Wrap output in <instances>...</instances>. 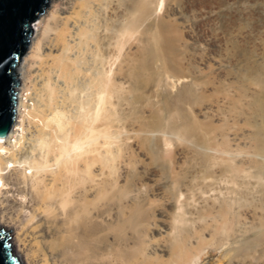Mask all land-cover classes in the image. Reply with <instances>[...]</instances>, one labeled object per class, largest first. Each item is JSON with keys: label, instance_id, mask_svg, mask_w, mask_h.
Wrapping results in <instances>:
<instances>
[{"label": "bare ground", "instance_id": "1", "mask_svg": "<svg viewBox=\"0 0 264 264\" xmlns=\"http://www.w3.org/2000/svg\"><path fill=\"white\" fill-rule=\"evenodd\" d=\"M178 1L50 0L35 19L19 64L13 119L0 137V229L24 264H149L143 243L130 244L123 226L113 224L104 200L108 184L92 172L96 161L114 156L119 104L130 114L126 139H140L159 153L179 142L204 163L235 155L213 143V127L195 123L197 104L226 107L253 121L255 116L252 135L259 151L253 156L264 174V57L253 60L242 75L244 85L230 92L216 87L206 94L208 81L175 75L183 68V44L164 12ZM251 1L239 2L264 6V0ZM82 50L99 61L90 79L93 110L82 113L79 123ZM30 77L39 80L32 90ZM228 167L235 175L239 171L232 163ZM82 185L94 195L88 198Z\"/></svg>", "mask_w": 264, "mask_h": 264}, {"label": "rangeland", "instance_id": "2", "mask_svg": "<svg viewBox=\"0 0 264 264\" xmlns=\"http://www.w3.org/2000/svg\"><path fill=\"white\" fill-rule=\"evenodd\" d=\"M239 1L179 0L164 12L166 25L183 44V68L175 75L208 81L206 94L216 87L229 92L242 87V75L250 72L253 60L264 57V6ZM97 17L100 20L99 13ZM35 22H30L31 30ZM98 61L93 52L79 54L84 67L79 70V123L82 113L93 110L90 79ZM28 81V90L38 87L39 80ZM116 110L113 129L121 132L113 144L114 156L96 161L92 172L97 181L108 184L107 213L114 216L113 224L123 226L127 242L141 241L149 264H264V174L258 173L253 156L259 151L252 135L256 117L254 121L238 117L206 101L197 104L195 123L213 127L217 134L213 143L235 155L204 163L179 142L159 153L140 139H126L123 126L130 124L129 110L123 104ZM25 123L33 130L32 123ZM230 163L239 169L236 175L229 170ZM82 174L79 180L87 186L89 179ZM83 185L79 190L92 197L95 191L90 187L86 191ZM17 258L24 264L22 257Z\"/></svg>", "mask_w": 264, "mask_h": 264}, {"label": "water", "instance_id": "3", "mask_svg": "<svg viewBox=\"0 0 264 264\" xmlns=\"http://www.w3.org/2000/svg\"><path fill=\"white\" fill-rule=\"evenodd\" d=\"M50 0H0V137L14 115L19 64L37 19ZM0 264H20L8 234L0 229Z\"/></svg>", "mask_w": 264, "mask_h": 264}]
</instances>
